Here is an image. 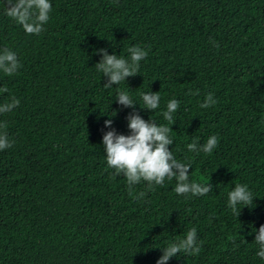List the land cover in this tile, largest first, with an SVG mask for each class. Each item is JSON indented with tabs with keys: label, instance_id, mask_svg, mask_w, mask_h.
I'll list each match as a JSON object with an SVG mask.
<instances>
[{
	"label": "trees",
	"instance_id": "trees-1",
	"mask_svg": "<svg viewBox=\"0 0 264 264\" xmlns=\"http://www.w3.org/2000/svg\"><path fill=\"white\" fill-rule=\"evenodd\" d=\"M50 3L45 31L28 35L0 0V52L21 64L15 75L0 71V105L20 100L0 114L15 142L0 150V264H156L193 227L201 252L167 264H264L254 241L264 225V0ZM133 46L148 51L139 74L105 89L96 50L128 58ZM119 91L134 108L117 102ZM146 92L161 96L155 111L142 108ZM209 93L217 103L200 108ZM171 99L179 108L169 149L191 163L190 181L212 184L205 196L178 195L175 179L130 192L107 167L103 135H130L133 112L168 124ZM213 135L211 154L188 150ZM235 184L256 197L238 218L228 207Z\"/></svg>",
	"mask_w": 264,
	"mask_h": 264
},
{
	"label": "clouds",
	"instance_id": "clouds-1",
	"mask_svg": "<svg viewBox=\"0 0 264 264\" xmlns=\"http://www.w3.org/2000/svg\"><path fill=\"white\" fill-rule=\"evenodd\" d=\"M6 15L14 20L28 35H40L45 31L44 26L50 20L52 4L50 0H7ZM214 47H219L214 40L209 41ZM102 59L96 64L98 72L108 77L103 85L105 89H110L113 85H119L126 81L128 77L139 74L140 62L148 56V51L139 46L128 49L129 56L124 58L115 54L109 55L106 49L96 50ZM21 64L17 54L8 49L0 52V71L8 76L17 74ZM4 92L8 89L4 88ZM198 95V90L196 93ZM143 107L155 111L160 106L161 96L159 92H146L141 94ZM117 102L125 107H135L133 98L126 91H119L116 95ZM217 100L212 93H209L204 102L199 105L202 109L214 106ZM20 105V100L15 96L9 102L0 105V114L9 113ZM141 105V104H140ZM167 110L163 112V118L168 124L158 125L153 119L144 120L138 113L133 112L127 117L130 135L117 134L115 130L107 131L102 138L106 163L109 169L113 170V175L123 174L126 178L129 191L141 182H147L149 188L163 186L166 180L177 181L174 191L185 198L191 196H205L213 190L210 182L200 183L190 181L191 163L178 161L169 145L174 143L171 132L172 125L175 123L174 114L179 108V101L171 99L168 101ZM114 112L115 116L116 112ZM112 120L105 121V126L111 128ZM0 150H6L15 143L10 140L7 134V123H0ZM219 138L216 135L210 136L207 142L199 145L192 142L187 145L190 152L211 154L218 146ZM210 181V180H209ZM144 192H140L137 199L143 198ZM253 193L246 184H235L233 190L228 192V207L238 218L243 208L252 209L254 205ZM255 243L259 246L256 253L258 257L264 259V225L259 227L256 232ZM235 243V240H233ZM202 242H198L197 229L195 227L187 231L183 239L170 242L162 248L163 254L156 264H167L175 256L198 255L201 252Z\"/></svg>",
	"mask_w": 264,
	"mask_h": 264
}]
</instances>
